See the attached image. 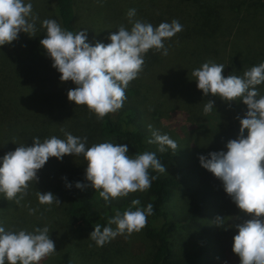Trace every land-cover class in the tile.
<instances>
[{"label":"trees","instance_id":"16d2710c","mask_svg":"<svg viewBox=\"0 0 264 264\" xmlns=\"http://www.w3.org/2000/svg\"><path fill=\"white\" fill-rule=\"evenodd\" d=\"M51 1L32 0L33 12L39 17L33 37L21 32L17 40L0 47V156L14 150L17 144L31 145L32 137L42 141L55 135L63 139L60 131L63 128L74 136L87 137L89 146L120 140L128 145L129 155L155 152L166 170L177 154L171 150L157 151V145L148 143L151 133L146 128L151 124L159 129L160 116L172 105L184 107L191 119L206 125L208 137L201 139L194 135L196 147L186 156L184 165L189 166L188 172L176 176L149 169V175L157 178L147 191L132 192L107 203L99 191L75 187L77 181L87 183L84 179L87 162L82 156L69 154L61 160L50 157L38 170V182L29 185L28 194L19 204L0 194V218L8 211L11 219V225L10 222L1 225L6 230L16 225L29 231L47 225L60 252V264H120L118 254L107 249L106 257L102 248L101 252L88 247L95 243L85 241L82 236L79 244L77 240L64 248L63 237L69 231L77 232L73 225L83 221L92 227L99 224L102 229L116 211L123 212L133 199H139L138 207L148 203L153 206L141 229L152 246L145 264H215L221 259L219 252L224 253L225 249L240 260L232 251V238L237 232L232 225L247 217L223 190L222 182L201 167L198 157L226 150V142L235 139L239 131L237 116L243 117L247 106L239 100L226 102L212 94L203 95L191 72L210 60L225 65L222 75L242 76L246 69L264 61V0H103L101 9L114 31L121 25L131 27L126 16L129 9L136 10L134 19L153 27L175 19L183 28L164 42L167 56L154 49L145 54L142 71L125 90L122 108L101 120L85 105H75L67 99L66 93L74 84L59 80L60 74L39 44L45 35L40 21L54 18L65 30L87 29L90 42L109 41L103 38L102 29H93L86 22L81 1L54 0L55 7L50 8ZM257 89L264 95V83ZM208 100L214 102V108L204 116L203 106ZM187 180L189 185L184 189ZM66 182L72 186L65 187ZM38 190L53 192L61 204H39ZM179 191L185 192L178 196ZM176 198L181 202L178 212L171 208ZM214 207L216 212H210ZM30 208L36 210L32 215ZM58 209L60 212L55 214ZM217 217L224 219V225L214 223ZM183 232L188 237L197 236L194 244L185 245Z\"/></svg>","mask_w":264,"mask_h":264},{"label":"clouds","instance_id":"9594fccd","mask_svg":"<svg viewBox=\"0 0 264 264\" xmlns=\"http://www.w3.org/2000/svg\"><path fill=\"white\" fill-rule=\"evenodd\" d=\"M96 2L102 4L103 0ZM126 16L131 27L121 25L117 31L110 32L109 43L88 41L85 28L73 32L63 29L54 19L40 21L45 35L39 44L60 74L59 80L74 84L66 93L67 99L75 105H85L97 120L122 108L125 90L142 71L145 54L154 49L167 56L164 42L183 28L175 19L153 27L151 23L134 19L135 9H129ZM38 20L32 0H0V47L17 40L21 32L33 37ZM224 67V64L209 60L193 69L191 76L203 95L212 94L226 102L242 101L247 110L243 117L237 116L239 131L235 139L226 142V150L201 154L198 160L201 167L222 182L223 190L247 217L232 225L237 229L232 238L233 253L239 256L240 264H264V95L257 89L264 83V61L246 69L242 76H224ZM213 108L214 102L208 100L203 106V115L207 116ZM147 128L151 133L148 143L156 144L157 151L176 152L178 145L167 133H161L151 124ZM60 131L63 139L55 135L42 141L32 137L31 145L16 143L18 146L14 150L0 156V194L3 198L19 204L28 194L29 185L38 182L37 172L50 157L61 160L69 154L82 156L87 162L84 170L87 183L77 181L75 187L99 191L106 203L132 192L147 191L157 178L149 175V169L166 172L155 152L129 155L127 144L104 141L89 146L87 137L74 136L63 128ZM71 186L66 182L65 187ZM36 197L41 205L61 204L51 191L41 193L38 190ZM138 205L140 200L133 199L129 208L109 217L102 229L101 225H94L88 238L102 247L117 235L140 232L153 206L151 203L142 208ZM35 211L30 208L29 214ZM214 223L222 226L225 222L217 217ZM56 251L47 225L31 231L6 230L0 225V264H39Z\"/></svg>","mask_w":264,"mask_h":264},{"label":"rangeland","instance_id":"374dc122","mask_svg":"<svg viewBox=\"0 0 264 264\" xmlns=\"http://www.w3.org/2000/svg\"><path fill=\"white\" fill-rule=\"evenodd\" d=\"M79 1H81L80 6L83 7L82 13L83 16H85L86 22L90 23L93 29H102L104 32L103 34L104 39H107L108 34L110 32H115L113 29L114 26L107 23L105 11L101 9L100 3H97L93 0H79ZM48 4L49 2H47L45 5L48 7ZM51 5L52 7H55L54 0L50 2L49 4L50 8ZM40 7H44V4H40ZM47 7L44 8L47 9ZM145 122L148 123L149 121L145 120ZM158 123L160 127L159 130L161 131V133H167L170 136V138L176 141L178 145V149L175 152V154H177V159L175 161H171L169 164L166 165V171L172 174L175 173L176 176L182 174L183 171L188 172L189 166L186 167L184 165L188 160L186 159V156L189 155L192 149L196 147L194 135L198 134L199 138L206 139L208 137V132H207L208 128L206 127V125H203V123H199L198 121L191 119L189 112L185 110L184 107H176L173 105L165 109L162 116H160ZM146 129H147L146 131H148L150 135L149 129L148 128ZM112 143L125 144L120 140ZM152 145H156V144H152ZM192 181L194 182V180ZM188 185L189 182L187 180V184L184 186V189H186L185 187H188ZM183 192L185 191H179L177 193L178 196L183 194ZM180 204L181 202H179L178 199L176 198L173 202V205H171V208H173L174 210H176V212H178ZM215 207L214 209H211L212 211L210 212L212 213H214V211L216 212ZM55 211H56L55 214H58L60 212L59 209ZM9 215L10 213L7 211L2 216V218H0V225L1 223H6V222L8 223L10 222L11 225V219L8 218ZM111 227L113 229L116 228L115 225H111ZM73 228L77 232L70 234L69 231L67 234H65L66 236L63 237L64 248H66L71 243H75V241L77 240H78L77 244H79L80 236H82L83 239L87 241L89 239L88 236L94 227H92L89 223L83 221L73 225ZM18 229H23V228L18 227L16 225L11 226V230H18ZM182 238L187 239V243H185V245L190 246L194 244V242L197 239V236L188 237L183 232ZM88 247L95 250L96 249L100 250L102 248L103 249L102 254H104L106 257L108 256V253L106 252L107 249L109 250L108 251L109 253L113 251L114 253L118 254L117 258L119 259L120 264H145L148 257L150 256L149 250L152 248L150 241L146 240V238L142 234V231L133 232L131 235H117L114 239L110 240L102 247H97L96 245H92V244L91 246ZM120 247L123 250H120ZM219 255L221 259L217 260L215 264H240V260H237L235 256L228 254L226 249L224 253L223 251H220ZM59 261H60V252L56 251L54 255L45 257L44 259L39 261V264H60Z\"/></svg>","mask_w":264,"mask_h":264}]
</instances>
